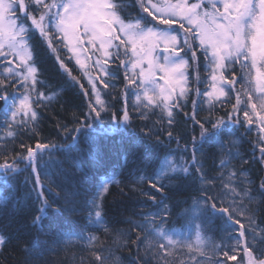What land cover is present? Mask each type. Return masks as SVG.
<instances>
[{
    "label": "trees",
    "instance_id": "trees-1",
    "mask_svg": "<svg viewBox=\"0 0 264 264\" xmlns=\"http://www.w3.org/2000/svg\"><path fill=\"white\" fill-rule=\"evenodd\" d=\"M111 1L121 6L118 15L123 20H137L143 26L155 24L139 7L141 2L148 4L151 0ZM25 23L28 27V22ZM51 33L50 44L60 45L59 37ZM27 38L32 56L28 63L36 67V79L42 82L36 84L35 91L31 81L9 78L4 65L8 60L3 63L0 56V165L20 161L14 173H5L0 168V237L5 240L0 244V264H152L144 252L146 234L141 226L145 219L160 212L156 219H161L165 229L181 228L201 201L206 204L201 214L207 221V230L217 242L231 227L238 230L234 231L238 236L239 224L227 221L228 213L213 212L212 199L206 200L214 197L218 208L227 207L222 194L233 190L234 181L239 191H246L250 224L240 222L246 231V241L256 250L264 248V196L259 191L264 180L259 148L264 141L259 140L257 123L251 125V132L247 131L249 126L244 123L243 112L249 111L246 97L249 90L240 82L235 64L227 70V80L233 73L236 76V83L224 89L227 95L207 101L209 59L198 51V73L192 67L187 69L188 91L182 101L174 100L170 105L173 112L170 123L163 108L135 106L133 89H127L120 59L112 56L105 80L98 85L107 110L102 113L103 120L90 122L88 128L81 113L87 112L89 99L95 103V98L78 65L69 59L71 55L65 47L53 52L38 31L31 30ZM181 54L185 56L184 52ZM11 56L9 53L8 59ZM185 58L191 64L190 53ZM62 62L68 71L61 68ZM104 82L109 86L105 87ZM37 92L43 94L40 103H34ZM22 93L31 99V110L23 121L22 115L14 118L10 112ZM237 97L240 110L234 115L242 126L229 122L222 134L201 139L199 125L189 117L195 112L200 121L227 119L225 114L233 113ZM125 106L131 116L130 124L127 127L121 124L119 131L109 132V127L116 123L111 114ZM32 111L37 113L36 120L29 118ZM74 116L79 118V124L73 123ZM61 125L70 130L83 126L84 131L72 133L78 136L75 142H65L67 134L60 131ZM158 140L163 143L157 144ZM38 142L56 144L57 148L38 152L33 172L26 159L27 149L35 151ZM89 150H98L104 161L102 166L87 163L85 153ZM229 150L232 152L227 153ZM49 151L51 156L47 154ZM125 153L127 162L123 159ZM166 160L172 169L165 172L162 166ZM79 161H84V165L77 168ZM184 168L188 171H179ZM169 176L180 179L169 181ZM149 177H159L166 190L155 192L147 182ZM37 191H43L50 202L72 211L60 214L47 209L42 214L43 227H33L32 219L42 206L36 200ZM70 192L76 195L65 204V195ZM146 192H152L161 203L154 204L143 195ZM96 210L101 211L99 219L95 217ZM229 212L232 213L231 209Z\"/></svg>",
    "mask_w": 264,
    "mask_h": 264
},
{
    "label": "snow or ice",
    "instance_id": "snow-or-ice-1",
    "mask_svg": "<svg viewBox=\"0 0 264 264\" xmlns=\"http://www.w3.org/2000/svg\"><path fill=\"white\" fill-rule=\"evenodd\" d=\"M214 11H198L201 9L203 0L199 3L189 4L188 0H177V3H166L164 5H151L141 2L139 7L143 12L147 13L152 20H159L160 24L171 25L178 23L184 36L181 39L177 34H173L174 29L157 30L155 27H140V21L135 25H126L120 18L118 13L122 10L121 6L116 3H111V0H64L62 3L46 4L45 0H0V56L5 60L8 59V53L3 51L5 47L19 58L22 68H26L27 75L22 77L24 82L31 80L32 91H35V86L42 83L36 79L37 69L28 64L32 59L31 54L27 51L25 45V37L30 36L31 30H39L42 37H48L49 31H53V37H59L60 45L53 46L49 44L52 51H57L58 47H65L67 53H71L69 59L75 58V63L81 69L86 67L85 61L81 59L83 53L88 51L87 45L95 46L99 43V51L111 60L115 55L117 59L120 58V45H114V40H120L121 45H130V51L134 58L130 67L127 66L125 61L121 59V65L125 67V79L131 83H136L140 80V84H153L155 89L158 90V96L164 101V110L167 112L169 122H172L173 112L169 106V101L173 99V92L179 88L180 96L186 95L188 88V76L186 71L189 67L193 68L194 72L198 73L199 56L198 51L204 54L206 60L209 56V67L211 70V87L212 91L205 93L208 97L215 95L217 100L220 97L226 96L227 93L223 88H218L217 81L227 83L229 85L236 83V76L233 73L231 80H226L223 71L226 69L225 62H228L227 67L230 68L233 64L239 63L242 70L246 71V78L248 83L254 87V91L259 94L260 100L259 110L256 103H249L248 107L251 108V113L246 109L243 112L244 123L249 127L248 132H251V125L257 123L260 141H264V0H208ZM217 3L222 6H217ZM46 9V11H42ZM53 9H57L53 12ZM151 9V10H150ZM21 13L22 15H17ZM34 13H40L37 19ZM30 21V25L25 27L24 22ZM119 25V32L123 33L124 39H121L116 34V26ZM82 30V31H81ZM188 33H191L189 36ZM138 45L140 47L138 48ZM163 45L162 51L165 53L163 56L164 63H159V58L153 56V52ZM115 47V53H110L109 49ZM80 49L78 52L77 49ZM127 49L124 55H127ZM184 52L185 56L190 53L191 64L189 59L181 56L180 53ZM147 63L148 68L142 67ZM12 62L8 61L6 72L9 78L21 77V72L14 71L11 67ZM61 68L65 71L68 69L65 64L61 63ZM94 67L103 69V64L100 59L94 61ZM139 69L137 73L135 70ZM132 72L129 76L127 73ZM157 73H160L159 77ZM219 73V75H218ZM87 76L88 73L85 72ZM75 81L76 77H72ZM157 79L163 80L164 84L159 85L156 83ZM198 79V77H197ZM2 83V81H0ZM88 83L92 85V95L95 96V103L91 102V98L87 104V112L81 113L83 122L88 128H91L90 122L103 120L102 113L107 110V105L100 99V93L96 90V86L92 78L88 76ZM105 87L109 85L107 82ZM85 95L88 93L85 91ZM199 95V90L197 89ZM42 93H36V100L34 103H40ZM157 92L154 95H148L144 92V98L151 105L154 101ZM140 99L139 96L136 97ZM252 97L249 95V101ZM5 102L6 99H5ZM29 96L25 95L21 100V108H30ZM195 103V102H194ZM240 99L237 97L236 106L233 113H226L225 118H217L216 120L200 121L196 118L195 112L189 117L194 124L199 125L201 139L215 137L222 134L224 129H228L229 122L233 125H241L239 119L234 115L238 112ZM99 105L100 107H97ZM183 107L182 105H176ZM17 111L11 113L15 118ZM143 115V113H141ZM255 115V121L253 120ZM28 116V112L24 111L21 116V121L24 117ZM32 120L37 119V113L31 112L29 117ZM111 119L115 121L108 129L109 132L119 131L121 124L127 127L130 124L131 116L127 107L122 111L113 112ZM73 123L79 124V118L74 116ZM242 126V125H241ZM60 131L67 134L66 141L71 140L75 142L78 136L72 133L84 131V127L69 129L67 125H61ZM168 136L172 137V132H168ZM163 143L157 141V144ZM37 151L32 148L27 149V161L33 172H36L34 160L38 152L42 153L48 149H56V144H49L45 142H38L35 145ZM193 151L195 152V138H193ZM260 160L264 162V144L259 148ZM49 156L52 152H47ZM85 158L88 164H96L102 166L104 161L100 156L98 150H89L85 153ZM21 159H24L21 157ZM125 162L128 160V155H123ZM19 160H13L11 163H4L0 165L5 173L15 172L16 165ZM84 165V161H79L75 167L79 168ZM199 170V169H198ZM173 171H177L174 169ZM179 171L187 172L188 169H180ZM236 174L233 173V176ZM180 179L179 176H169L168 180ZM150 188L155 189L157 193H163L166 186L161 182L159 177L147 178ZM36 185H40V180L37 178ZM259 191L264 196V180L259 185ZM75 192H70L65 195V204L69 203V197L75 196ZM154 204L161 203L157 201V197L152 192L143 193ZM212 199L210 209L213 212L220 214L228 213L227 221L233 224H239V235L232 237L234 243L231 245V251L220 249L223 251L225 260H215L213 264H228V262H235L238 259L237 252L243 254L239 256V264H264V248L256 250L251 243L246 241V231L244 225L238 220H235L234 213L229 212L227 207H217L214 197H206ZM36 200L42 205L37 209L38 215L32 219V226L37 228L43 227V213L47 209H54L56 212L62 214L65 211H72L64 205H56L50 202L45 196L43 191L36 192ZM166 212L167 209L165 208ZM151 215V214H149ZM95 217H101V211H95ZM235 230V229H234ZM168 245H173V240L168 237ZM199 239V237H198ZM5 240L0 237V244ZM161 248L166 246L161 243ZM198 251L201 255H205L201 248L193 249L189 246V251ZM215 251V249H214ZM255 253V255H254ZM200 264V262H197Z\"/></svg>",
    "mask_w": 264,
    "mask_h": 264
},
{
    "label": "rangeland",
    "instance_id": "rangeland-1",
    "mask_svg": "<svg viewBox=\"0 0 264 264\" xmlns=\"http://www.w3.org/2000/svg\"><path fill=\"white\" fill-rule=\"evenodd\" d=\"M62 2H64V0H45L46 4L62 3ZM199 2H201V0H188L189 4L199 3ZM149 3L151 5H164L166 3L175 4L177 3V0H151V2ZM217 6L221 7V10H222V6H220L218 3H217ZM205 10L209 12L214 11V9L212 8L208 0H203L201 9H198V11H205ZM42 11H46V9H42ZM52 11L56 12L57 9H53ZM34 14H36L35 16L38 19L40 13H34ZM17 15H22V14L17 13ZM123 21L126 25L128 24L135 25L137 23V20H127V21L123 20ZM153 21L155 22V24L151 26H147V27H155L157 30H160V31H163V30L171 31L174 29L175 31L173 32V34H177L178 37L182 41L184 33H183V30L180 29L178 23L174 22L171 25H165V24H160L159 20H153ZM25 22H28V25H30L31 23L30 21H25ZM25 22H24V25L25 27H27ZM140 27L144 28L145 26H143L140 23ZM36 31L39 32V30H36ZM51 32L49 31L48 37H42L48 44H50V41H51V35H52ZM116 34L119 35L121 39H124L123 33L119 32V25L116 26ZM188 35L190 36L191 33H188ZM113 44L120 45V58H119L120 62H121V59H123L125 63L127 64V66L130 67L131 62L134 59L130 51L131 46L121 45L120 40H114ZM25 45H26L27 51L31 54L30 48L28 45L27 36L25 37ZM87 47H88V51L83 53V55L81 56V59L85 61L86 67L84 69H81L80 66L78 65V68L82 71V74L84 75L87 82H88V76L92 78V81L96 86V90L99 91L98 85L102 84V82L105 80L104 77L108 71L107 64L110 60L99 51L98 42L96 43L95 46L87 45ZM139 47L140 45H138V48ZM162 48H163V45H161L160 48H157L153 52V56L159 58L160 64L164 63L163 56L165 55V53H163ZM126 49L128 51H127V55L125 56L124 53ZM4 50L8 54L11 53L12 55L11 58L7 60L12 62L11 67L13 68L14 71L21 72V77H17V78L22 79L24 75H27L26 68H23L25 69V71H23L21 69L19 58L16 57L12 52H10L7 49V47H5ZM77 51L79 52L80 49L78 48ZM115 51H116L115 47L109 49L110 53H115ZM69 55H71V53H69ZM180 55L183 56V54L181 53ZM72 59L75 61L74 57ZM96 59L101 60V63L103 64V69L94 67V61ZM208 59L210 60L211 57L209 56ZM209 60H208V66H209ZM5 61L6 60L2 58L1 62L4 63ZM8 61L5 62L4 64L5 69L9 66ZM225 64H226V69L223 71V75L226 78V76L228 75L227 70L229 69L227 67L228 62H225ZM235 65H236V72L239 73V76H241L240 82L248 87L249 92L248 94H246L247 99L249 100V95H251L252 97L249 103L250 102L256 103L258 106V110H259V103H260V100L258 98L259 94H257L254 91V87L248 83V80L246 78L247 70H242L239 63H236ZM120 66L125 71V67L122 66L121 63H120ZM142 67L147 69L148 68L147 63H144ZM135 71L138 73L139 69H136ZM208 71H209V84L208 83L207 84L209 86V90H207V92H210L212 91L210 67H208ZM85 72L88 73L87 76L85 75ZM127 74L131 76L132 72H128ZM159 75L161 74L157 73L158 77ZM186 75H187V72H186ZM156 83L159 85L164 84L163 80H159V79H157ZM227 85H228L227 83L221 82L219 80L217 81L218 88L225 89ZM90 86L92 87V85ZM126 86H127V89H130V88L133 89L132 92H133L134 103H135V106H137L139 109H145L151 106H157L159 108L164 109L163 107L164 101L159 98L158 90L155 89V85L153 84L141 85L140 80L137 79L136 83L134 84L126 80ZM145 91L148 92V95H154V91L157 92V95L155 96L154 101L151 105H149L148 101L144 98ZM25 95H28V94L22 93L17 97L15 101V105L14 106L12 105V109H11L12 111H10L11 113L19 109L20 111L17 112V116H18V115H23L24 111L28 112V110L29 111L31 110L30 108L28 109L21 108V100L23 99ZM137 96L140 97L139 100L136 99ZM206 97H207L206 99L207 101L215 99V95H213L212 97H208V96ZM182 98L183 97L180 96L179 88H177L173 92V99L169 101V106L173 104L174 100L180 101ZM30 100L31 99L29 96V102H28L29 104H30ZM248 110L251 113L250 107ZM253 120L255 121V115H253ZM230 152H232V150H229V152L227 151V153H230ZM259 155H260V151H259ZM230 162H231V159L228 162H226L225 165L229 164ZM171 169H172V166L169 160H166L162 166V170L166 172V171H170ZM231 188L233 190L232 191L230 190L229 193H226L223 191L222 198L224 201L222 202L225 203L226 206L229 207V209H231L232 213H234L235 220H238L239 222H242L246 226H248L250 224V215L246 209L247 207L246 205L247 199L245 196L246 191H239L237 189L238 185L235 184V181H234V187L232 186ZM243 189H245V185L243 186ZM233 193H235V195L229 196V194L232 195ZM205 210H206L205 202H202V201L198 202V204L195 207V211L190 215V218L187 224L181 228H175V229H170V230H167L162 226L161 219H156L157 217H159L160 212L154 213L153 215H150L149 217H147L141 227L146 234L144 238V252L148 256L147 258L149 259V261L152 264H197V262H200V264H213L215 260H225L226 258L223 256V251H221L220 249L231 251V245L234 243V241L231 238L235 237L234 231H238V230L236 229L234 230V228L231 227L230 229L227 230V232L225 231L222 234L221 236L222 239L220 240V242H217V240L213 237V235L207 230V221L202 217L201 213L204 212ZM168 237H171L174 242L173 245L171 246L168 245V239H167ZM161 243H163L166 247L161 248L160 247ZM189 246H191L193 249L201 248L204 251L205 255H201L200 252L195 251V250L189 251ZM236 254L238 256V259L237 261L232 262V263L239 264V256L242 255L243 253L238 251ZM228 264L230 263L228 262Z\"/></svg>",
    "mask_w": 264,
    "mask_h": 264
}]
</instances>
